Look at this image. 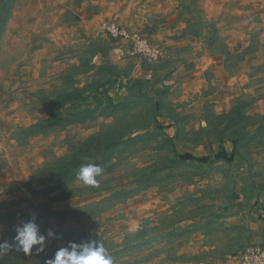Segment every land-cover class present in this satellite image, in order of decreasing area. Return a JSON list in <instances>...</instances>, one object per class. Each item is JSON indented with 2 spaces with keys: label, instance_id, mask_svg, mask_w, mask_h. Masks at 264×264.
<instances>
[{
  "label": "rangeland",
  "instance_id": "374dc122",
  "mask_svg": "<svg viewBox=\"0 0 264 264\" xmlns=\"http://www.w3.org/2000/svg\"><path fill=\"white\" fill-rule=\"evenodd\" d=\"M130 1L0 0V240L32 213L63 237L0 264H44L90 238L113 264H219L251 246L255 208L264 218V47L250 43L258 30L249 19L264 0H189L194 14L178 28L158 7L142 28V6L130 14ZM112 23L144 35L159 56L134 53ZM200 51L234 79L220 85L188 66ZM109 78L125 86L92 103ZM173 143L195 159L179 162ZM71 157L103 168L98 187L77 175L50 182L49 169Z\"/></svg>",
  "mask_w": 264,
  "mask_h": 264
},
{
  "label": "clouds",
  "instance_id": "9594fccd",
  "mask_svg": "<svg viewBox=\"0 0 264 264\" xmlns=\"http://www.w3.org/2000/svg\"><path fill=\"white\" fill-rule=\"evenodd\" d=\"M103 172L99 164L89 163L79 169L76 179L84 186L98 187L97 178L101 177ZM13 232L10 241L0 240V261L12 251L23 253L25 256L44 253L50 242L63 239L53 228L42 231L36 213L16 223ZM44 264H113V258L97 239L90 238L80 242L68 241L57 248L50 258L45 259Z\"/></svg>",
  "mask_w": 264,
  "mask_h": 264
},
{
  "label": "crops",
  "instance_id": "0c3cea01",
  "mask_svg": "<svg viewBox=\"0 0 264 264\" xmlns=\"http://www.w3.org/2000/svg\"><path fill=\"white\" fill-rule=\"evenodd\" d=\"M152 5L150 0H131L128 3L129 13L132 14L131 8L142 6V28L145 27V24L148 23L147 11L149 7H158L160 11V16L165 18L169 23L173 24L175 28L185 26L190 19L191 14H194L193 5L189 0H160L159 3ZM253 5H259L257 2H253ZM262 9L258 11L255 8L254 13H252L250 20V28L258 30L257 34L250 40V43L254 44L256 48L262 49L264 47V3L261 5ZM131 21L134 19V15L130 16ZM135 20V19H134ZM67 20L65 23L67 24ZM142 31H144L142 29ZM178 48H183L184 46L188 47L194 43H185L184 41H179L176 43ZM193 48V47H192ZM258 50V51H259ZM264 52V50H262ZM262 55V54H260ZM264 57V54L262 55ZM187 65L194 68L195 70H201L202 73L206 71H212L214 78L218 83L225 82V80H233V74L227 69L224 65L222 59L219 56H214L210 52L200 51L188 59ZM238 70H233V73ZM222 87V86H220ZM255 218L250 223V243L252 245L260 246L264 248V218L260 213L258 208L254 210ZM219 264H236L234 256H230L225 261L219 262Z\"/></svg>",
  "mask_w": 264,
  "mask_h": 264
},
{
  "label": "trees",
  "instance_id": "16d2710c",
  "mask_svg": "<svg viewBox=\"0 0 264 264\" xmlns=\"http://www.w3.org/2000/svg\"><path fill=\"white\" fill-rule=\"evenodd\" d=\"M99 70H102V67L99 68ZM137 80V79H135ZM133 83H131L132 85ZM129 85V86H131ZM115 86H125L124 83L122 81H118L117 79L114 78H109L103 85H101V87H99L98 89H96L93 94H92V103L96 104L98 102H100L103 99H110L111 95H110V91L115 87ZM128 86V87H129ZM92 106V104H88V105H80L79 107H76L74 109H70L68 111V114L70 115H77L80 114L84 111H87L90 107ZM172 149L175 153L176 159L179 162H183L186 160H194L195 158H191V157H185L183 155H181L174 143L172 144ZM189 156V155H188ZM221 158H226V156L224 155V153H220L219 155L215 154L214 157L210 158H201V162L203 163H212L217 159H221ZM97 164V162H95ZM89 164L88 162H85L83 160H81L80 158H76V157H71L68 158L67 161H65L64 163H61V165H59V167L57 168H51L49 169V178L51 179V181H67V180H71L75 177V175H77L79 169L83 166ZM45 173L44 170H36L32 176L26 181V183L28 185L34 184L35 182H39L40 178H42V174ZM48 174V173H47ZM96 204H92V207L95 206ZM87 205L83 206L81 208L77 207L76 210L80 211L79 214L82 216L83 213L81 212H89L87 211Z\"/></svg>",
  "mask_w": 264,
  "mask_h": 264
},
{
  "label": "built area",
  "instance_id": "2783aa9c",
  "mask_svg": "<svg viewBox=\"0 0 264 264\" xmlns=\"http://www.w3.org/2000/svg\"><path fill=\"white\" fill-rule=\"evenodd\" d=\"M107 29L113 35H119L124 39H129L128 41L131 43L134 53L148 60L159 56V51L151 47L148 39L144 35H132L125 27L113 23ZM234 258L236 264H264V248L256 245L250 246L244 252L234 255Z\"/></svg>",
  "mask_w": 264,
  "mask_h": 264
}]
</instances>
